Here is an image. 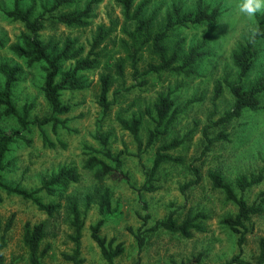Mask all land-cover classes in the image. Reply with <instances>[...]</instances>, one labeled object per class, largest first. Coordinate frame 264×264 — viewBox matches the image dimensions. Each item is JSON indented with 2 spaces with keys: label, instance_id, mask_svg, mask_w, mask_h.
<instances>
[{
  "label": "rangeland",
  "instance_id": "obj_1",
  "mask_svg": "<svg viewBox=\"0 0 264 264\" xmlns=\"http://www.w3.org/2000/svg\"><path fill=\"white\" fill-rule=\"evenodd\" d=\"M89 1L81 0L68 10L82 9ZM206 1L222 9L223 13L218 22L200 28L178 27L170 33L167 41L171 47L176 39L185 37L188 47L200 42L204 34L209 35L207 48L211 55L197 65L199 74L187 77L184 74L163 72L150 76L140 75L136 79L131 62L127 60L124 77L117 76L113 83L110 93L113 105L107 115H104L98 103L99 77L106 72L116 76V61L127 57L123 39L128 40V36L124 27L132 28L125 21L117 0H102L95 6L91 24L87 28L68 27L50 21L43 34L45 38L64 40L71 37L87 50L100 24L113 28L112 34L100 47L101 65L97 70L85 74L89 82H92L91 86L86 90L64 93L63 100L72 105V111L59 115L65 126L60 125L55 130L51 125L40 128L35 123L36 119H42L51 113L42 92L44 71L41 64L28 66L25 60L12 54L10 45L18 40L25 29L22 23L13 21L6 15V11L12 8L13 0H0V39L5 43L0 47V63L9 60L22 66V75L15 85L13 99L21 114L26 106H31V123L28 129H23L16 117L6 116L4 109H0V134L14 135L16 131H20V136L11 144L5 158L3 180L32 191L62 167L75 166L80 173L79 182L60 187L56 195L40 193L46 203H61L60 210L53 217L39 210L30 200L0 192V219L3 226L13 220L4 249L5 264H31L23 243L24 227L28 221L33 224H47V234L42 245L48 249L44 257L45 264H73L64 257L75 249L70 199L78 201L84 221L81 238V257L85 260L84 264H107L91 236L90 229L91 225L102 219L105 222L101 234L108 239L115 237L125 244V252L116 258L115 264H135L137 261L140 264H228L239 252L237 235L223 224L226 217L235 215L237 207L227 200L221 190L213 187L209 173H221L241 195L235 184L236 177L243 173L257 174L264 167V108L246 109L233 122L214 125L231 109L234 98L225 86L222 96L216 102L215 110L213 95L218 79L228 76L229 81H237L232 53L238 43L249 37L259 21L264 19V12L248 18L239 11L241 0ZM25 2L26 5L29 4V0ZM196 2L197 0H151L148 13L154 10L158 12L156 28L159 29L165 25L166 15L173 4L181 5L188 12L195 8ZM256 48L259 56L248 78L250 84L264 73V39L257 42ZM155 60L157 61L149 51L144 52L138 61L139 70L144 72L148 64ZM3 83L4 78L0 74V87H3ZM167 92H171L175 98L179 114L168 132L161 135L139 158L137 143L130 132L121 127L118 117L130 118L133 113L141 114L160 93ZM260 99L264 106V93ZM144 118L141 138L146 143L149 131L154 128L155 123L146 114ZM206 126H210V136L224 131L229 135V140L219 141L205 152L206 140L202 131ZM42 130L46 132L52 145L43 141ZM97 133L109 136V146L114 153L124 151L122 172L130 177L127 181L120 171L106 177L105 185L112 193V209L104 215L99 211L95 195L98 185L95 171L84 167L86 159L93 154L92 149L102 148L95 139ZM174 138L184 139L181 146L171 151L174 156H181L183 163H165L154 180L159 188L154 192L141 190L146 181L143 166L149 169L157 148ZM97 155L106 159L102 154ZM194 169H198L201 181L185 187L196 179ZM263 189L262 183L250 187L243 194L249 203H253ZM89 194H93V202L87 209ZM191 207L207 216L203 221V232H194L191 238H184L162 228L148 230L156 221L165 218L174 210L176 218L182 221ZM139 228H142L146 237V244L141 251L133 234ZM248 229L242 257L247 261L246 264H260L264 214L253 217L248 222Z\"/></svg>",
  "mask_w": 264,
  "mask_h": 264
},
{
  "label": "trees",
  "instance_id": "obj_2",
  "mask_svg": "<svg viewBox=\"0 0 264 264\" xmlns=\"http://www.w3.org/2000/svg\"><path fill=\"white\" fill-rule=\"evenodd\" d=\"M52 2H41L39 0H29L26 5L25 0H13L12 8L6 11L8 18L23 24L24 31L18 37V40L10 45V50L14 56L25 60L28 66L41 64L44 71V81L42 85L43 95L50 107L51 113L42 119H36L35 123L42 128L44 125H51L55 130L58 126H65L59 115L67 114L72 111V105L64 102L63 97L66 91H82L88 89L92 82H89L85 76L87 72H93L99 68L102 62V53L100 47L112 34L113 28L100 24L90 42L89 49L78 43L76 39L66 37L54 39L45 38L44 31L50 21L66 25L68 27L87 28L91 24L93 9L101 3L102 0H90L84 8L74 7L81 0H51ZM117 0L122 9V14L127 23L132 28L124 27V32L128 40L123 39V46L127 57L116 61V76L110 72L101 73L99 77V96L98 103L103 109L104 115H107L113 105L110 100V93L113 83L117 76L124 77L126 62L129 60L133 70L134 78L140 75L150 76L153 74L172 73L185 76L198 75L197 65L200 61L211 55L208 46V34H204L200 42L186 47V38L176 39L171 47L167 44L170 33L178 27H204L215 25L223 11L220 6H213L206 0H197L195 8L191 11H184L179 4H173L165 18L163 28L157 29L156 10L148 13L151 0ZM28 2V1H27ZM256 30L243 41L239 42L232 53V62L237 69V81H229V77L218 79L214 87L213 104L216 110V102L223 94L224 87L227 86L234 98L231 109L219 118L214 125L229 124L240 118L246 109L259 110L264 108L261 104V95L264 93V73H262L252 84L248 82L250 73L254 67L259 51L256 44L264 39V19L260 20ZM5 43L0 39V47ZM149 51L156 59L150 62L147 69L141 72L138 68L140 56ZM22 66L9 60L0 63V74L4 78L3 87H0V109H4L6 116L16 117L23 129H28L29 114L31 106H26L21 114L14 102L13 93L17 82L22 75ZM216 112V111H215ZM147 115L155 123L154 128L149 131L147 142L141 138V130L144 125V115ZM179 109L175 98L171 92L160 93L151 106H147L141 114L133 113L130 118L118 117L121 127L130 132L138 145L139 152L137 157H141L145 150L152 147L157 139L168 132L170 125L176 120ZM210 126L203 129V136L206 140L205 152L211 147L223 140H229V135L220 131L215 136H210ZM20 136V131L14 135L0 134V192L4 191L8 195H17L24 199L32 201L39 210L53 217L61 208V203H46L40 196L41 192L49 195H56L60 187L67 186L70 183H76L80 180V173L75 166L62 167L50 178L45 179L41 186L35 190H28L20 185H13L3 180V171L5 170V158L10 151L11 144L16 137ZM43 141L52 145L46 132L42 130ZM95 139L102 145L101 149H92L91 154L85 161L84 167L95 171V179L98 183L95 189L97 204L102 215L111 212L112 193L111 189L105 185V179L114 172H122L124 151L114 153L109 146V136L97 133ZM184 139L174 138L168 143L159 146L152 160V166L147 169L143 166L146 181L141 188L148 192H154L159 187L154 184L155 176L165 163H183L181 156H174L171 151L181 146ZM97 154H102L103 157ZM196 179L185 185V187L198 184L201 181V175L198 169ZM127 181L130 177L123 174ZM210 181L215 189L221 190L227 200L233 202L237 207L235 215L228 216L223 220L232 233L237 235V245L239 252L235 254L228 264H246L243 259V246L246 242L248 222L257 215L264 214V189L260 192L258 199L249 203L244 192L250 187L264 184V167L255 174H240L235 179V187L226 180L219 172L209 173ZM0 201L2 196L0 193ZM93 202V194L87 196L86 208L88 209ZM69 208L72 215V227L74 228L75 249L71 254H65V259L73 264H84V258L81 257V238L84 228L82 212L79 203L75 199L69 200ZM148 215L145 217L147 222ZM207 218L204 213L197 212L191 207L182 221L176 218V211H171L168 216L155 222L148 230L155 231L160 228L173 234L181 235L184 238H191L194 232H203V221ZM104 219L91 225V236L98 244L103 258L107 264H115L116 258L125 252V244L118 241L115 237L108 239L101 234ZM145 222V224H147ZM13 226L11 219L3 226L0 219V264H5L6 257L4 249L7 245V233ZM47 234V224L45 222L31 223L26 222L23 233V243L26 247L31 264H45L44 257L48 249L43 248V241ZM134 236L138 242L140 251L146 244V237L139 228L134 231ZM199 260V259H198ZM259 263H264V239L261 240V251ZM135 264H140L137 261Z\"/></svg>",
  "mask_w": 264,
  "mask_h": 264
},
{
  "label": "clouds",
  "instance_id": "obj_3",
  "mask_svg": "<svg viewBox=\"0 0 264 264\" xmlns=\"http://www.w3.org/2000/svg\"><path fill=\"white\" fill-rule=\"evenodd\" d=\"M239 11L246 17L252 18L256 14L264 12V0H241ZM253 32L256 34L258 30L253 29Z\"/></svg>",
  "mask_w": 264,
  "mask_h": 264
}]
</instances>
